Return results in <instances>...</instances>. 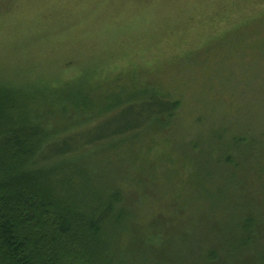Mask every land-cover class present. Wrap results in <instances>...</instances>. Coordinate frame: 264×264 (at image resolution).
Listing matches in <instances>:
<instances>
[{
  "label": "rangeland",
  "instance_id": "rangeland-1",
  "mask_svg": "<svg viewBox=\"0 0 264 264\" xmlns=\"http://www.w3.org/2000/svg\"><path fill=\"white\" fill-rule=\"evenodd\" d=\"M5 96L94 143L77 185L121 191L125 264L262 263L264 0H0Z\"/></svg>",
  "mask_w": 264,
  "mask_h": 264
},
{
  "label": "trees",
  "instance_id": "trees-1",
  "mask_svg": "<svg viewBox=\"0 0 264 264\" xmlns=\"http://www.w3.org/2000/svg\"><path fill=\"white\" fill-rule=\"evenodd\" d=\"M5 97L0 101V264H125L113 245L128 217L121 191L77 185L84 176L78 167L94 143L70 144L69 133L47 132L37 118H19L13 100ZM160 97L164 109L159 111L172 115L179 102ZM253 236L246 227L233 241L243 243L233 255L250 246ZM219 262L212 251L197 261Z\"/></svg>",
  "mask_w": 264,
  "mask_h": 264
}]
</instances>
